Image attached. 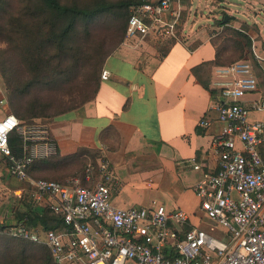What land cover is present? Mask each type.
<instances>
[{
    "label": "built area",
    "instance_id": "obj_1",
    "mask_svg": "<svg viewBox=\"0 0 264 264\" xmlns=\"http://www.w3.org/2000/svg\"><path fill=\"white\" fill-rule=\"evenodd\" d=\"M176 1L132 4L125 37L178 38ZM251 51L253 57L216 67L220 99L212 108L222 128L213 135L208 150L183 160L184 166L203 171L193 188L201 212L214 227L222 228L223 238L194 224L182 208L169 210L158 202L115 205L111 196L119 180L106 156L87 165L84 182L79 175L64 182L31 179L29 168L37 151L56 152L55 140L46 130L44 141L34 142V130L7 109L0 74V153L10 175L31 182V200H44L56 217L54 227L14 223L8 232L46 245L57 264H264V118L250 119L252 111H264V99L243 101L258 89L253 63L262 56L256 41ZM108 77L109 71L103 70L102 78ZM211 122L203 118L200 123L209 126ZM14 132L23 138L21 154L10 145ZM186 225L192 226L186 229Z\"/></svg>",
    "mask_w": 264,
    "mask_h": 264
},
{
    "label": "crops",
    "instance_id": "obj_2",
    "mask_svg": "<svg viewBox=\"0 0 264 264\" xmlns=\"http://www.w3.org/2000/svg\"><path fill=\"white\" fill-rule=\"evenodd\" d=\"M184 7L189 15L177 26L178 38H125L112 51L103 66L109 77L100 79L96 95L79 110L50 121L57 151H37L29 169L31 179L67 178L76 170L81 151L89 149L106 156L118 177L111 196L115 205L164 203L169 210L184 209L196 224L201 210L193 187L203 171L184 166L183 160L208 150L223 125L212 108L220 99L221 80L216 74L220 65L213 63L219 52L215 9L227 11L223 16L232 27L242 30L240 26L247 23L249 33L258 35L255 41L262 59L253 63L258 89L243 97L250 104L264 99V0H191ZM174 8L182 9L178 0ZM254 22L259 32L252 29ZM201 80L210 82L215 95ZM203 118H210L211 124L202 126ZM261 118L264 111L250 113L251 120ZM4 172L9 174L0 153V191L11 185L3 181ZM6 198H0V223L13 221L16 211L42 213L47 208L44 200H31L30 192L25 199L29 206L21 203L10 213L3 211Z\"/></svg>",
    "mask_w": 264,
    "mask_h": 264
},
{
    "label": "rangeland",
    "instance_id": "obj_3",
    "mask_svg": "<svg viewBox=\"0 0 264 264\" xmlns=\"http://www.w3.org/2000/svg\"><path fill=\"white\" fill-rule=\"evenodd\" d=\"M62 1L71 3L73 1L86 2L87 0ZM178 4L182 6V9H179L180 15L178 21L180 24L182 20L185 21L189 15L188 8L186 9L184 6H189L191 0H178ZM13 5H16V7L18 6L17 2ZM215 12L219 13V17H214L213 23L217 26L214 38L218 43L219 50L222 52V58L224 60L236 59L241 55L238 41L241 42L244 38L233 31L237 28L232 27L230 22L226 25L219 23L221 18H223V14H227L226 10L218 7L215 9ZM210 13L212 14V12ZM194 14H198L197 10ZM262 21H264V14L262 16ZM124 22L125 20L119 17L117 13H110L99 16L87 24L80 23L77 28V34L74 35L73 40L69 43V46L76 49L74 52L75 56L71 53L63 57L55 58L52 61L53 66L50 71V74H53L54 79L46 78L43 81L38 82L33 86L31 94L21 98V102L19 103H22L24 106L35 100L38 104L47 105L48 107V116L37 118L32 121H22L23 125L34 130L32 134L35 138L34 142L41 143L44 141L43 136H48L46 130H49V134L52 136L49 129V123L54 119V115L71 108H74L71 112L77 111L85 105V103L82 102L93 93L96 86V80L99 76L101 78L106 55L114 51L126 38L125 31L122 29V24ZM240 28L242 29V32H246L251 36L253 44L255 39L258 38V35L254 32L249 33L251 26L244 23ZM252 29L259 32L260 28L258 23L254 22L252 24ZM2 47H6V44L3 43ZM246 50L242 52L244 53L242 58L247 56L250 57V54L246 52ZM56 51L57 50L52 47L50 53L55 54ZM10 55L14 59L11 64V67L13 66L11 76L15 78L18 84H23L30 80L32 74L21 53L16 50L11 51ZM2 79L4 81L5 93L8 96L7 85L4 78ZM46 81L49 83H46ZM6 106L7 109L12 112L9 100L6 103ZM0 110V112H3V106L1 105ZM75 166L76 170L67 178L80 175L81 170L85 166V162H76ZM65 178L66 177L63 179ZM3 179V181L11 183L9 188L4 189L5 191H0V198H2V200H4L5 195L7 196L5 199L7 201L4 204L6 209L3 211L13 213L14 210H18L17 207L21 203L23 206L26 205L28 207L29 204L28 202H25V199L30 195L32 189V184L28 185V182L30 181L24 182L6 172H4ZM198 213L197 218L199 219L195 218V220L197 219L196 224L205 228L215 236L223 238L222 228L214 227V223L211 219L207 218L202 212ZM8 228L9 227L0 230V264H57L50 257L48 249L40 245H24L26 247L25 253L20 252L23 250L24 243L21 242L24 240L9 233ZM22 254L25 256L23 261Z\"/></svg>",
    "mask_w": 264,
    "mask_h": 264
},
{
    "label": "trees",
    "instance_id": "obj_4",
    "mask_svg": "<svg viewBox=\"0 0 264 264\" xmlns=\"http://www.w3.org/2000/svg\"><path fill=\"white\" fill-rule=\"evenodd\" d=\"M140 1L141 0H87L86 2L73 1L71 3H66L62 0H0V73L7 85V97L12 112L24 122L48 116L47 105H40L35 100L31 101L26 106L19 102H21L22 97L31 94L33 86L38 82L46 78L54 79L50 71L53 66L52 61L55 58L63 57L71 53L75 56L74 52L76 49L69 46V43L73 40L74 35L77 34L78 25L80 23L87 24L105 14L117 13L119 17L125 20L122 24V29L125 31L130 16V6ZM15 2H17V7L13 5ZM219 23L224 25L228 23L225 22V16L221 18ZM233 31L244 38L241 42L238 41L241 55L236 59L242 58L244 56L242 52L246 49V52H248L251 57V36L246 32H242L240 29H235ZM3 43L6 44V47H2ZM52 47L57 50L55 54L50 53ZM16 50L21 53L32 74V78L23 84H18L15 78L11 76L13 70L11 64L14 59L11 57L10 52ZM111 53L112 52L108 53L106 58ZM236 59L224 60L222 58V52L219 50L213 63L217 65H227ZM101 78L99 76L96 80L93 93L82 103H86L96 95ZM201 82L210 90L212 95H215L216 89L210 86L209 81L201 80ZM46 83L49 82L46 81ZM73 109L74 108L62 111L54 115V118L69 113ZM9 140L13 151L16 154H21L23 151V138L17 132H14L11 134ZM99 158L100 155L95 151L89 149L81 151L78 159L79 161L85 162V166L81 170L79 176L82 177L83 182V176L87 165L90 162L97 164ZM53 180L64 182L66 178ZM55 218V214L49 208H46L42 213H37L30 209L26 212L16 211L13 216V221H9L6 224L0 223V230L10 227L14 223H23L28 227L41 224L44 227L50 228L54 227ZM191 226L192 225H186L185 228L188 229ZM22 240H24L21 242L24 243L23 250L20 251L22 253L26 251L24 245L29 244L40 245L48 249L46 245L23 238ZM23 259H25L24 254H22V261Z\"/></svg>",
    "mask_w": 264,
    "mask_h": 264
},
{
    "label": "water",
    "instance_id": "obj_5",
    "mask_svg": "<svg viewBox=\"0 0 264 264\" xmlns=\"http://www.w3.org/2000/svg\"><path fill=\"white\" fill-rule=\"evenodd\" d=\"M227 19H228V16L226 15V16H225V21H226Z\"/></svg>",
    "mask_w": 264,
    "mask_h": 264
}]
</instances>
